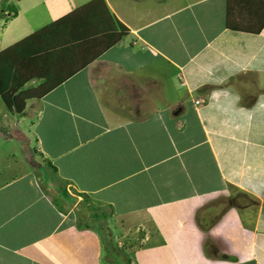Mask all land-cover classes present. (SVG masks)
<instances>
[{"label": "crops", "instance_id": "0c3cea01", "mask_svg": "<svg viewBox=\"0 0 264 264\" xmlns=\"http://www.w3.org/2000/svg\"><path fill=\"white\" fill-rule=\"evenodd\" d=\"M0 2L3 77L31 92L0 143L54 168L0 182V264H264V25L235 0Z\"/></svg>", "mask_w": 264, "mask_h": 264}, {"label": "rangeland", "instance_id": "374dc122", "mask_svg": "<svg viewBox=\"0 0 264 264\" xmlns=\"http://www.w3.org/2000/svg\"><path fill=\"white\" fill-rule=\"evenodd\" d=\"M234 5H235V7L238 6L240 8L241 18H242L243 23H247L248 20H252V18L255 17L257 22L260 24V22L264 19V0H235ZM234 8H233V11H234ZM13 10H14V8L12 7V4H7V3L5 4L4 2L1 4V2H0V13H1V11H4L6 14H8V13H11V11H13ZM230 14H232V10H230ZM2 26H3V20L0 19V31H2L1 30ZM0 107H3L1 101H0ZM25 120H27V121H25ZM25 120L23 121V120H21V118L16 117V119H14L12 121L13 123L10 124V126L12 127V130L16 131V132H12V133H14L15 135H17V134L18 135L19 134L26 135L29 139V143H28L29 148L34 149L36 146H35V142H34V139H33L32 133H31L32 132L31 131V123L33 122V119H25ZM3 130H4V128H2V121L0 119V141H2V138H3V135H2ZM8 149L10 150V145H8V148H7V145L5 143H0V182H4L7 178L12 176L13 174L18 173V171H17L18 168L22 169L25 167V169L26 168L31 169L33 166L30 165L29 162H36V163H38L39 167H42V169L44 170V173H45L44 178L47 179V182L45 181L46 185H47L46 188L47 189L49 188L51 181L53 182L52 178L54 179V175H53L52 171L49 169V167L46 164H44L43 160L40 159L39 156H37V155L34 156L31 154L29 155L28 153L25 154L22 151L23 147L20 146V150H16L15 152H12V154L15 155V161L17 162V165H14L13 164L14 160L12 161V159H10V160L7 159L8 156H10L9 155L10 152L8 151ZM23 165H24V167H23ZM55 180H56V182L60 188H62V187L64 188V185H61L60 180H58L56 178H55ZM73 195H75L74 196L75 199L80 198L78 196V194H75L74 192H73ZM80 202H82V201L80 200L78 202V204ZM83 203L85 205L89 204L92 207H94V209H96L94 211H95V213H97V215L98 214L100 216L103 215L102 216L103 218L107 217L106 219L102 220L101 217L99 216V218L102 220L101 226H103L102 229L105 232L104 235L106 233H108V229H106L107 226L109 225L108 221H112L110 213L109 212L106 213L105 208L104 209L100 208V210H97L99 208H96V205L91 203L89 201V199L84 200ZM101 210L105 211V213L104 214L100 213L99 211H101ZM110 230L113 231L112 232L113 236L115 238H118L119 243L125 242L126 233L123 230H121L118 226L115 227L114 225H112V227H110ZM108 239L111 241V236H108ZM131 239H133V235L131 236ZM118 242H116V243H118ZM115 247L118 249V251L122 249V245L121 246L115 245ZM122 258H124V256H122ZM120 261H121V258H120ZM122 263H123V260H122Z\"/></svg>", "mask_w": 264, "mask_h": 264}, {"label": "trees", "instance_id": "16d2710c", "mask_svg": "<svg viewBox=\"0 0 264 264\" xmlns=\"http://www.w3.org/2000/svg\"><path fill=\"white\" fill-rule=\"evenodd\" d=\"M227 21H226V25L228 26V28H233V29H239L238 27H235L234 25L231 24V20H230V7L229 4L227 6ZM11 14L16 15V12L13 10L11 11ZM264 25V19L260 22L258 29H256V31L258 32L262 26ZM119 28H121V31L118 32L117 35V42L120 41L121 38H124L126 35H128V30L123 27L122 25H120L118 23ZM240 30V29H239ZM245 31V30H243ZM3 52L0 53V60H1V56H2ZM15 72H17V70H14ZM19 80L18 78H11L10 80L5 79L3 77L2 74V66H1V61H0V100L2 102V104L4 105V107L6 108V110L9 112V114L12 115H16V116H22L24 114V109H25V105L26 103L29 101V98L31 97L30 94L31 92H27L22 94L20 92L22 87H19ZM27 143V142H26ZM26 145V144H25ZM27 153L30 155H34V156H39L41 160H43L44 164H46L51 170H53L54 168L48 163V161L46 159L43 158V156L36 152L35 150H28ZM33 165L36 167V162H32ZM38 164V163H37ZM39 166V165H37ZM63 188V187H62ZM66 195V190L63 189ZM81 198V201L79 203V207L80 206H84L83 205V201L84 200H88V198L84 195V194H79L78 195ZM237 201V199H235V202Z\"/></svg>", "mask_w": 264, "mask_h": 264}, {"label": "built area", "instance_id": "2783aa9c", "mask_svg": "<svg viewBox=\"0 0 264 264\" xmlns=\"http://www.w3.org/2000/svg\"><path fill=\"white\" fill-rule=\"evenodd\" d=\"M205 99L203 98H200V99H197L194 103H193V106L194 107H200V106H203L205 105Z\"/></svg>", "mask_w": 264, "mask_h": 264}]
</instances>
